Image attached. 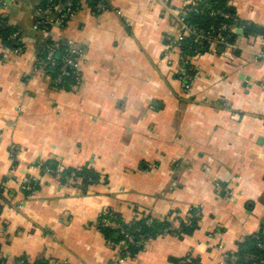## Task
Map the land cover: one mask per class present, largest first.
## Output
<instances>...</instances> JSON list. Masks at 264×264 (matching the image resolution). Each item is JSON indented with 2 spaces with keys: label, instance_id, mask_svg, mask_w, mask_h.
I'll return each mask as SVG.
<instances>
[{
  "label": "crops",
  "instance_id": "1",
  "mask_svg": "<svg viewBox=\"0 0 264 264\" xmlns=\"http://www.w3.org/2000/svg\"><path fill=\"white\" fill-rule=\"evenodd\" d=\"M41 1L0 11L24 46L17 52L0 39V254L7 263L26 255L51 264H174L190 252L199 264H225L226 253L264 228L257 45L247 35L233 51L195 56L185 89L169 39L188 0H107L111 10L88 5L49 34L33 30ZM227 2L264 29V0ZM47 40L83 49L79 84L56 85L48 69L36 70ZM46 162L86 167L96 179L84 189L79 178L62 183L35 167ZM25 176L38 182L32 191L20 188ZM192 207L200 208L193 233L149 238L123 259L98 227L105 209L127 223L150 214L176 227Z\"/></svg>",
  "mask_w": 264,
  "mask_h": 264
},
{
  "label": "built area",
  "instance_id": "2",
  "mask_svg": "<svg viewBox=\"0 0 264 264\" xmlns=\"http://www.w3.org/2000/svg\"><path fill=\"white\" fill-rule=\"evenodd\" d=\"M16 0H0V11H2L7 3ZM94 1V4L91 2ZM91 5L97 12H105L111 10L112 7L107 0H43L37 7V17L33 24V30L38 33L49 34L51 28L54 25L62 24L68 21L77 11ZM205 13L208 17L213 19L223 18L229 21H224L219 24L210 23L209 25H201L191 20V15H201ZM0 12V27L3 26L7 20ZM174 19L176 24V33L173 37H170V48L172 50L177 49L180 53L181 65L177 71L178 78L184 82V87H189V82L194 78L195 73L191 67V61L195 56L202 54L210 50H218L224 48L225 50H231L238 48L243 39L249 35L253 44H256V49L253 51L255 61L261 62L264 65V29L259 32H246L247 25L250 22L241 23L240 19L235 13L228 12L220 7H214L210 0H188L184 7L180 8L174 13ZM241 29L239 33L238 30ZM10 39L15 40L18 45L14 47V50L20 52L23 50L21 44L22 36L19 30H15L9 36ZM1 39V38H0ZM66 48L62 56V61L58 67V72L54 76L53 81L56 85L61 84L64 81L65 76L73 81L74 84L80 83V60L83 56V49L72 41L64 42ZM58 41H54L50 46L42 45L43 57L39 56L36 63V70L46 69L49 64H54L55 52L58 49ZM183 48L191 49V53H184ZM70 68L69 71L67 69ZM14 151V149H13ZM15 158L13 157V162ZM16 166V167H15ZM18 164L14 165L16 170ZM36 168L44 167V171H52L47 165L36 164ZM42 169V168H41ZM40 169V170H41ZM57 179L61 177L56 175ZM66 183L70 180L76 181L75 174L71 173L65 176ZM37 181L30 176H25L20 183V188L23 191H32L37 186ZM217 190H221L223 186L219 183L215 185ZM225 188V187H224ZM111 210L105 209L102 214H108ZM195 216L200 217V211H197ZM101 222L104 225L111 227H120V224L115 220L102 217ZM191 223L187 221V224ZM123 232H125L122 229ZM135 239L132 235L126 234L124 239L118 242L119 256L118 258H126L131 256L129 245L134 244ZM256 247L260 250L261 254H250L242 257L239 253L229 252L224 255L225 264H239V261L255 260V264H264V240L256 241ZM195 258L190 252L181 258L182 264L191 263ZM121 259V260H122ZM49 262V261H48ZM8 264H22V261L12 260ZM51 264V263H48ZM198 264V263H196Z\"/></svg>",
  "mask_w": 264,
  "mask_h": 264
},
{
  "label": "trees",
  "instance_id": "3",
  "mask_svg": "<svg viewBox=\"0 0 264 264\" xmlns=\"http://www.w3.org/2000/svg\"><path fill=\"white\" fill-rule=\"evenodd\" d=\"M43 1V0H42ZM41 1V2H42ZM210 2L213 4L214 7H220L228 12L235 13L233 8L228 5L227 0H210ZM91 4H94V1L91 2ZM191 20L194 22L201 24V25H209L210 23H215L216 25L219 23H222L224 21H229L228 19L218 18L213 19L208 17L205 13L201 15H191ZM7 20V18H5ZM241 23H244L246 21L241 20ZM17 28L11 24H9L8 20L7 22L0 27V38L2 43L5 45H9L10 47H15L18 45V43L15 42V40L10 39L9 36L12 34ZM260 28L252 23H249L246 28V32H259ZM53 41L47 40L42 41L40 44L44 45H51ZM58 49L55 52L54 56V64H49L46 69L49 70L50 73L56 75L58 72V67L62 61V56L64 54V49L66 46L63 42H58ZM184 53H191V49L183 48ZM39 56L43 55V50H40ZM68 80H70L68 78ZM63 83H69V81ZM43 165H47L50 168H52L53 174L57 175L59 174L61 177L62 183L66 182L65 176L70 175L71 173L75 174L76 178L81 179V186L84 189L88 183H91L93 180L96 179V173L94 171L87 169L86 167L82 168H63L59 169L58 164L46 162ZM4 191V186L0 183V200L2 198ZM28 192V191H26ZM1 206V202H0ZM1 209V208H0ZM199 207H192L190 209V216L186 217L185 219H179L180 223L178 226L174 227L172 224V221L170 219L166 218H156L152 215H143L141 218L134 220L133 222L127 223L125 222L119 213L115 211H110L108 214H104L99 217L98 219V227L103 232L105 237L112 242L118 243L119 241L123 240L125 235H132L135 239L134 244L129 245V250L131 252V255L133 256L140 248L143 242L149 238H154L160 234L163 233H174L179 236L184 234H191L196 229L198 220L200 217L195 216L196 212L199 211ZM107 216L108 218L115 220L117 223L120 224V227H111L104 225L101 222L102 217ZM187 221H190L191 223L187 224ZM122 229L125 231L123 232ZM264 240V228L260 231H257L256 233L247 236L245 239H243L238 244L237 253H239L242 257H245L246 255L250 254H261L260 250L256 247V241ZM22 261V264H48V260L44 259H38L36 261H30L26 255L19 256L14 258V261ZM171 260L174 262V264H182L181 258H171ZM198 263V259L193 258L191 263L189 264H196ZM255 260H244L242 259L239 261V264H255ZM0 264H8L6 257L2 256L0 254ZM199 264V263H198Z\"/></svg>",
  "mask_w": 264,
  "mask_h": 264
},
{
  "label": "water",
  "instance_id": "4",
  "mask_svg": "<svg viewBox=\"0 0 264 264\" xmlns=\"http://www.w3.org/2000/svg\"><path fill=\"white\" fill-rule=\"evenodd\" d=\"M260 31H263V28L260 30ZM238 32L240 33L241 32V29H239L238 30ZM70 70V68H68L67 69V71H69ZM67 75L65 76V78H64V82H66L67 81ZM249 77H247V79H248ZM262 83H263V85H264V80L262 81ZM247 84H249L248 82H247V80H246V82L244 83V85L246 86Z\"/></svg>",
  "mask_w": 264,
  "mask_h": 264
}]
</instances>
